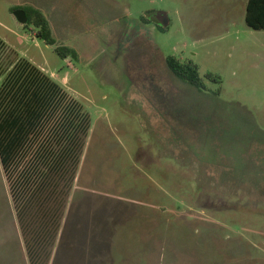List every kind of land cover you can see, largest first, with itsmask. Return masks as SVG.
<instances>
[{
  "label": "rangeland",
  "instance_id": "374dc122",
  "mask_svg": "<svg viewBox=\"0 0 264 264\" xmlns=\"http://www.w3.org/2000/svg\"><path fill=\"white\" fill-rule=\"evenodd\" d=\"M247 2L0 0L6 60L29 59L91 115L49 264H122L125 247L136 264H264V29ZM24 4L79 57L19 22ZM169 55L197 63L206 89ZM0 264H29L1 163Z\"/></svg>",
  "mask_w": 264,
  "mask_h": 264
},
{
  "label": "trees",
  "instance_id": "16d2710c",
  "mask_svg": "<svg viewBox=\"0 0 264 264\" xmlns=\"http://www.w3.org/2000/svg\"><path fill=\"white\" fill-rule=\"evenodd\" d=\"M37 36L55 45L62 57L78 58L73 46L60 44L49 18L31 4L18 5ZM145 23L152 22L143 15ZM246 22L264 29V0H248ZM163 31L161 24H156ZM0 37V163L9 188L29 264H49L91 129V115L63 85L27 58L7 61ZM181 80L206 89L193 60L165 58ZM207 78L221 82L218 74Z\"/></svg>",
  "mask_w": 264,
  "mask_h": 264
},
{
  "label": "water",
  "instance_id": "95a60500",
  "mask_svg": "<svg viewBox=\"0 0 264 264\" xmlns=\"http://www.w3.org/2000/svg\"><path fill=\"white\" fill-rule=\"evenodd\" d=\"M14 13L19 22L25 24L28 21L26 12L23 9H18ZM152 19L156 24H161L165 27H167L169 24V20L165 12L158 13L157 15L153 16Z\"/></svg>",
  "mask_w": 264,
  "mask_h": 264
},
{
  "label": "crops",
  "instance_id": "0c3cea01",
  "mask_svg": "<svg viewBox=\"0 0 264 264\" xmlns=\"http://www.w3.org/2000/svg\"><path fill=\"white\" fill-rule=\"evenodd\" d=\"M22 238V236H21ZM58 241V240H57ZM22 242H23V239H22ZM57 244V242H56ZM56 244H55V247H54V250H53V253H52V256H51V259H50V262H54L55 259L57 258V251H56ZM127 247L123 248L124 251L121 252L122 256L119 257V261H122V264H136L135 261H137V258L135 260H133V254L130 253L129 251H125ZM58 250V249H57Z\"/></svg>",
  "mask_w": 264,
  "mask_h": 264
}]
</instances>
